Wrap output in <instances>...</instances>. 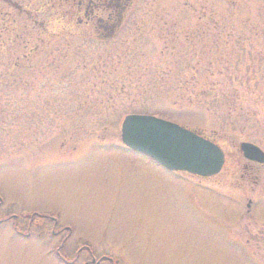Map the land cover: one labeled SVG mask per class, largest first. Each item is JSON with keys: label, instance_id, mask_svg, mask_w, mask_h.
<instances>
[{"label": "rangeland", "instance_id": "rangeland-1", "mask_svg": "<svg viewBox=\"0 0 264 264\" xmlns=\"http://www.w3.org/2000/svg\"><path fill=\"white\" fill-rule=\"evenodd\" d=\"M8 1L0 219L36 216L30 230L0 225V264H264V167L257 185L238 150L264 131V0H129L120 12L94 0L91 19L80 0ZM131 113L216 137L221 174H176L117 148Z\"/></svg>", "mask_w": 264, "mask_h": 264}, {"label": "water", "instance_id": "water-1", "mask_svg": "<svg viewBox=\"0 0 264 264\" xmlns=\"http://www.w3.org/2000/svg\"><path fill=\"white\" fill-rule=\"evenodd\" d=\"M123 144L171 172H185L210 178L225 164L223 150L199 134L174 123L143 115L127 116L121 128ZM244 156L264 163V152L250 143H242Z\"/></svg>", "mask_w": 264, "mask_h": 264}, {"label": "flooded vegetation", "instance_id": "flooded-vegetation-1", "mask_svg": "<svg viewBox=\"0 0 264 264\" xmlns=\"http://www.w3.org/2000/svg\"><path fill=\"white\" fill-rule=\"evenodd\" d=\"M112 1H115L116 3L119 2L120 4L122 3V0H109L106 5H108V7H110L112 5ZM78 4H79L78 11H77L78 12V15H83V16L86 17V19H91V17L94 15V9L95 8H98V6L102 5V2L96 3L94 0H88L87 2H86V0H84V1H81L80 0ZM120 4L118 6H120ZM114 19H115V17L113 15L111 17H109L108 19H106V21H104L101 18L100 19L98 18L97 23H98V26L99 27L103 26L105 29H107L108 27H111L110 25L113 24ZM80 21H81V19H80ZM258 135L260 137V142L258 144H256V146L259 147L260 149H262L264 151V149L262 147V145H263L262 142H263V139H264V131H259ZM241 155L244 158L243 154H241ZM246 162H247V164L248 163H252V165H255V167H257V173L258 174L256 176V181H257L256 183H257V185L261 184L263 182L262 169L264 167V163H255V162H251V161H247V160H246ZM245 168L248 171L250 170L249 166H247V165L245 166ZM253 171L247 172L244 175V178L246 179V177H248V178L251 177L253 175ZM256 199L259 200V201H256V203L259 202L258 208L260 206H263V204H264V195L263 194L261 196L260 195H257L256 196ZM251 202L252 201H249V204L247 205V209H248L247 212H251V208H252V203ZM261 229L262 230L260 231V233L259 232L258 233H255V236H256V238L258 240H259V238L262 239V240H264V228H261ZM60 233L61 232L58 231L57 233H54V234L59 235ZM245 252H246V254L244 255L245 257L247 256L248 258L254 259L253 256H252L253 254L248 253L246 251V249H245Z\"/></svg>", "mask_w": 264, "mask_h": 264}, {"label": "trees", "instance_id": "trees-1", "mask_svg": "<svg viewBox=\"0 0 264 264\" xmlns=\"http://www.w3.org/2000/svg\"><path fill=\"white\" fill-rule=\"evenodd\" d=\"M1 1H3V2H7V3H10L8 0H1ZM12 5H14L13 3H12ZM16 7V6H15ZM39 12V9H37V11H36V13H38ZM40 15H38V16H36V20H37V18L39 17ZM260 37V35L258 36V38ZM257 38V39H258ZM174 93V92H173ZM171 104H173V107H175V108H177V109H181V108H184V107H187V106H182V107H180V106H178V107H176L175 105H174V103H172V101L170 102ZM191 104H193V103H191V102H189V105L188 106H191ZM192 107V106H191ZM197 108H203V107H197ZM206 110V109H205ZM117 148H121L126 154L127 153H130V151L129 150H127L126 148H124L122 145H121V143H118V145H117ZM136 157H139V156H136ZM23 218V223L24 224H21V226H24L25 227V229H28L29 227V222H32L33 220H30L28 217H26V218H24V217H22Z\"/></svg>", "mask_w": 264, "mask_h": 264}]
</instances>
